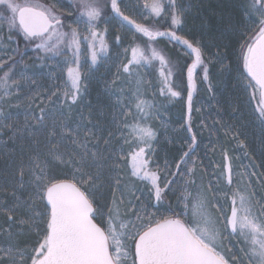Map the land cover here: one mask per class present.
<instances>
[{"label":"snow or ice","instance_id":"6c2138e0","mask_svg":"<svg viewBox=\"0 0 264 264\" xmlns=\"http://www.w3.org/2000/svg\"><path fill=\"white\" fill-rule=\"evenodd\" d=\"M123 2L110 0L111 11L115 14L112 18L118 17L122 28L134 30L146 38V42L143 47L140 43L133 44L131 58L122 65V71L131 76L136 66L158 61L164 85L161 94L167 92L171 97L180 96L169 79L173 75L170 59L162 50L153 47L158 38L167 37L170 42L183 46V56L191 60L190 64L185 61L189 108L195 89L194 73L198 67L209 89L208 63L212 62L213 56L221 63L222 70L229 73L233 70L223 64L229 57L220 49H228L230 37L239 30L241 20L234 11L238 7L243 23L254 27H251L250 34L245 33L247 38L239 45L235 71L238 81H246L242 85L244 90H251L250 100L256 101L251 122L258 123L264 132V0H247L246 3L242 0L238 6H230L221 0L214 27H211L210 20L201 19V28L209 25L208 31L217 41L214 44L217 51L208 57L207 62V46L202 37L188 39L177 34V29L182 30L186 23L191 5L185 6L178 0H167V7L163 0L146 2L143 5L147 10L144 19L151 17L156 22L146 25L125 15L120 7ZM107 6L105 0H78L74 16L72 12L58 9L55 2L0 0V33L7 25L9 40H12L11 33L15 30L23 35L25 41L33 43L44 54L39 57V67H48L54 78L55 70L48 62L66 67L63 86L54 84L43 93L35 92L27 97L23 124L13 133L28 135L30 145L26 153L22 152L15 171L6 174L3 184H0V212L8 225L0 233L6 237L5 244L0 245V264H243V260L224 246V241L233 236L242 237L249 245L245 252L249 264H264V219H261L264 216V197L254 201L255 192L246 194L236 187L231 197L224 193L226 200L231 199V214H225L224 206L217 200L214 207L220 215L214 216L209 210V193L220 191L221 177L226 187L234 188L233 170L230 164H226L225 170L216 176L215 184L211 180L206 187L203 183L198 184L197 161L192 158L195 135L191 137L192 144L188 150L176 161L175 171H171L168 161H165V176L162 177L159 165L155 170L151 167L152 156L155 155L152 142L156 133L140 121L134 124L127 122L131 107L120 96H117L116 103L122 105L121 115L125 119L120 122L122 128L118 126L119 138L111 130L104 135L103 107L95 119L91 111L87 116L79 112L78 120L72 118L73 107L83 102L87 92V85L82 88L81 56L87 53L90 57L89 70L108 59L109 45L105 38L108 29L103 32L97 30V22L106 15L104 9ZM69 17L72 19L66 22ZM161 19L165 25L158 27ZM81 24L85 26L86 34H82ZM165 26L162 31L161 27ZM204 34L207 32L202 36ZM115 42L119 45L121 36L117 35ZM124 51L127 54L129 49ZM19 63L22 61L13 59L9 67L0 60V68H9L0 77V88L5 89V97L14 94L13 88L18 93L24 86L21 83L24 80L36 84V80L24 71H20L19 79L12 78L16 75L12 69ZM111 83L114 86L117 81ZM108 94L116 95L115 92ZM120 95H126L123 89ZM20 99L17 95V100ZM37 99L40 104L33 108ZM130 100L135 101V109L141 119H146L155 107L140 99L139 88ZM15 107L19 110L21 104L17 103ZM235 111L245 115L239 109ZM18 114L0 109V126L13 128L12 125H4L3 121ZM125 130L133 137L132 140L124 135ZM188 131L191 132L190 127ZM228 131H231V126H228L226 135ZM239 135L236 133L233 139L244 148L246 146L239 140ZM65 141L70 142L71 150L64 147ZM119 141L122 143L117 147ZM125 144L132 149L127 154L124 153ZM133 144L135 148H132ZM224 158L226 161L229 159L226 152ZM189 160L190 167L187 166ZM127 162H130L132 176L150 184L149 201L154 198L159 205L170 193L175 195V206L169 203L170 215L150 212L149 205L141 201L134 191L125 203L127 186L118 170L122 163ZM168 176L173 178L168 179ZM177 184L178 188L175 187ZM24 192L28 193L26 199L22 198ZM257 205L260 213L254 215L253 209ZM16 225L19 227L14 232L12 228ZM21 236L32 242L30 250L27 247L20 249Z\"/></svg>","mask_w":264,"mask_h":264},{"label":"trees","instance_id":"16d2710c","mask_svg":"<svg viewBox=\"0 0 264 264\" xmlns=\"http://www.w3.org/2000/svg\"><path fill=\"white\" fill-rule=\"evenodd\" d=\"M42 1L45 3H50L48 0ZM149 2L152 3V0ZM163 2L167 7V0H163ZM241 2L242 0H224V3L230 6H238ZM243 2L246 3L247 0H243ZM63 3L72 6L65 0ZM182 3L185 6L191 5V8L188 11L185 25L182 26V30L177 29V34L188 39H191L193 36L197 37L198 39L202 37L205 45L207 46L205 49V59L207 62L208 57L213 56V54L217 51L216 47L214 46L217 41L212 39V33L208 31L209 25L206 24L205 28H201V19L203 18L206 21L210 20L211 27H214L215 20L218 15L217 10L221 7V0H182ZM234 11L237 18L241 20V25L239 30L230 37L228 49H220V51L226 52L229 57V59L223 61V64L230 66L233 70L231 73L226 70H222L221 63L218 62L213 56L212 62L208 63L209 80L211 81V89H209L208 82L203 80V72L201 68L198 67L194 73L195 89L193 90L191 108H189L188 101L187 66L185 65V61L190 64L191 60L183 56V46L177 45L174 41L170 42L167 37L158 38L154 42L153 47L157 48V50H162L172 63L173 75L169 79L174 90L180 92V96L171 97L167 92L161 94V88L164 87V85L162 82V77L159 75L160 65L158 61H154L150 65L139 66L142 72L144 85L147 89L146 91H148V97L151 99V105L155 106L150 110V115L147 118V125L151 127L156 133V139L152 142L153 147L161 152V156L166 158L168 164L172 166L171 171H175L176 161H179L180 157L183 155V152L187 151L189 145L192 144V135H195L196 138V144L194 146L195 150L200 145L204 144L205 137H203L202 134L206 135L209 129L208 124L204 123V117L211 121L212 126L210 127H212V129L214 128L219 129L220 131H227L228 126H231V128L237 127L241 136L243 137L244 144L246 146L244 148L246 149L247 157L249 156L253 159L252 164H254V167L257 169V176L260 180L258 189H260V191L264 194V183H261V181L264 180V132L261 131L258 123L251 122L252 107L249 102L248 93L242 87L243 83L246 81H238V73L235 71L236 57L239 55L240 51L239 45L247 38L245 33L247 32L250 34V29L251 27H254V25L243 23L238 7H235ZM71 12L74 16L77 14L76 9H74L73 6ZM104 13L106 15L102 16L101 20L97 22V30L100 32H103L105 26L104 23L108 20V18L115 16V14L110 11L108 7L104 10ZM142 13L143 15H140V18L136 20L137 23L146 25L150 23H156L151 19V17L147 20L144 19V15L147 14V10L144 7H142ZM126 15L133 19L130 14ZM165 15H167V11ZM71 19L72 18L69 17L68 21L66 22H70ZM161 25H165V21L163 19L159 20L157 23L158 27ZM165 28L166 26L161 27V30L163 31ZM4 31L6 35L9 36L10 33L8 31L7 25L4 26ZM205 32H207V34L202 36V33ZM11 35L13 37L12 42L16 51L12 57L4 60V62L9 67H11L13 59L22 61V63L17 64L16 67L12 69L13 72L16 73V75L13 76L14 79H19L20 71H24L27 76L36 80V84H31L29 80L22 81L21 83L24 86L19 90V92L17 93L15 88L12 89L11 91L14 94L7 96L5 101L2 102L3 110L5 112H19V114L15 115L12 119L3 121L4 125H12L13 128L10 129L0 126V184H3V177L6 174L15 171L16 165L20 161L22 152L26 153L30 145V138L28 135L21 136L19 134H13L15 129L20 128L23 124V112L25 111L28 104L27 97L35 92L43 93L37 89L39 87L43 89L44 86H47V79L53 78L49 73L48 67H39L41 63L39 57L43 56L44 54L37 50L33 43L25 41L22 34H18L15 30H13ZM111 35L112 37L117 36L115 35V31H113ZM119 36H121L122 45L129 49L127 56L129 55L130 57L131 47L134 43H140L143 47L146 42V38L140 36L138 33H135L134 30L129 31L127 28L125 31V36H122L121 34H119ZM178 57H180L179 60ZM107 61L108 60L101 61L99 65L97 64L95 66L97 68V76L101 75L97 80H87L83 70L81 69L83 73V86L87 85V92L83 97V102L73 107L71 116L74 120H78L79 112L82 111L85 116H87L89 111H91L93 113V119H95L99 109L103 107L105 115L102 117V120L106 122L104 135H107V131L111 130L117 133V138H119L118 126L122 128L120 122L124 120L125 117L121 115L122 105H118L116 100L117 96H120L122 101L123 99L120 93L109 96V92H116L115 88H113L115 90H106L107 83L105 80H108L109 77L103 76V72L107 71L108 73L109 69V72H113V64L110 65L109 68V63L107 64ZM48 63L50 67L54 68L55 76H57V74L62 75L58 70L63 68V76L66 79V67L53 66V62ZM106 67L109 69H106ZM8 70V67L0 68V77H2L4 72ZM49 87L51 86L49 85ZM250 91L251 90L249 89V93ZM17 95H19L21 98L19 101L17 100ZM251 102L256 105L255 100H251ZM17 103L21 104V108L19 110L15 107ZM39 104L40 100L37 99L35 104H33V108H36ZM89 105H91V108ZM235 109H239V112L245 113V115H240L237 111H235ZM234 116L236 119H233ZM166 118L175 127L178 126L180 128L179 133L177 132L176 136H174V134V137L172 136L170 138L171 140L167 139L165 136V130L161 127L162 123L166 122ZM127 122L129 124H133L132 120L130 119H127ZM189 127L191 128V132L188 131ZM124 135L128 139L133 138L128 135L127 130H125ZM120 143H122V141H119L116 146L119 147ZM64 147L68 150H71L70 142L65 141ZM123 147H127L126 144L123 145ZM194 152L192 154H194ZM164 153H166V155ZM126 165L130 167V162L122 163L121 168L118 171L121 176H124L123 178H126L127 174L131 178V173L128 172L129 168ZM160 175L164 177L165 172H160ZM167 178L172 179L173 177L168 176ZM131 184L132 186L129 187L130 192L141 188V191L138 192L148 197V189L150 188V184L141 180L135 182V179ZM161 186L163 187V183H161ZM10 191L11 189H9V192ZM27 195L28 193L24 192L22 194V198L26 199ZM8 198L11 199L10 196ZM153 203L154 198L149 201V204L155 205ZM169 203H171L173 206L176 204V197L171 193L166 197V201L161 203L162 213L170 215L168 212ZM5 221L6 217L1 212L0 233H3L4 230L8 228V225ZM18 227V225L13 226L12 231L15 232ZM5 242L6 237L0 235V244L3 245ZM31 243L32 242L28 241L26 236L19 237L20 249L30 247Z\"/></svg>","mask_w":264,"mask_h":264},{"label":"rangeland","instance_id":"374dc122","mask_svg":"<svg viewBox=\"0 0 264 264\" xmlns=\"http://www.w3.org/2000/svg\"><path fill=\"white\" fill-rule=\"evenodd\" d=\"M50 3L55 2L56 6L58 9L64 11V12H71L72 11V6L74 9H76V5L78 3V0H65L67 1L70 5H66L63 3L64 0H48ZM150 0H124L123 3L120 4L121 10L126 14H130L133 19L138 20L140 18V15H143L142 13V7L143 5ZM44 2V1H42ZM107 3V7L111 11V5H110V0H105ZM178 3H182V0H178ZM107 7L105 9H107ZM104 9V10H105ZM104 29L107 28L108 31L105 34V38L108 42L109 45V54H108V61L107 64L109 63V68L110 65L113 64V72H109L110 69L106 67V69H109L108 73L107 71L103 72V76H108V80H105L107 83V89H113L116 92L115 93H120V90L123 89V92L126 95L121 96L123 99L124 103L130 104L131 107V114L127 116V119L132 120L133 124L137 121H140L143 125H147V118L146 119H141V116L137 114L136 109H135V101L130 100V97L132 96L133 93L137 91L139 88L140 92V99L147 101L149 104H151V99L148 97V91H146V87L144 85L143 77H142V72L139 66H136L133 68V74L130 76L127 73H124L122 71V65L127 63L128 59L131 58L129 55L125 54V49L122 45V40L119 43V45L116 44L115 42V37H112V32L115 31V35L121 34L122 36H125V31L126 28L121 27V21L117 17L113 19L112 17L108 18V20L104 23ZM80 30L82 34L84 33V25L81 24ZM104 31V30H103ZM0 38L3 40V44L0 45V60H6L10 57H12L15 54V48L12 40L8 39V36L6 35L5 31L3 30L2 33H0ZM83 48V45H82ZM69 58L71 56L69 55ZM85 59H87V63H84ZM81 63L83 65L82 70L84 72L85 78L88 79H94L97 80V68L95 66H92L91 70H89V65L91 64L90 57H88V54L85 53L84 55L81 56ZM100 63V62H99ZM98 63V65H99ZM53 64V63H52ZM55 64H53L54 66ZM108 66V65H107ZM64 69L61 68L58 70L60 74L53 77L52 79H47L48 83L47 86H44V88H38L37 90L44 92V89L51 88L54 84L58 86H63L65 78L63 76V71ZM85 70V71H84ZM111 75V76H110ZM14 79V77H12ZM116 80L117 83L116 85H112V81ZM138 82H140L138 84ZM246 83V82H245ZM243 83V84H245ZM49 85L51 87H49ZM83 88V84H82ZM14 89V88H13ZM12 90V89H11ZM5 89L0 88V109H3V104L2 102L5 101L7 97L4 96ZM249 96V102L251 104L252 110L255 107L254 103L251 102L250 100V93L249 90L246 91ZM251 92V91H250ZM3 97V99H2ZM127 111V109H126ZM135 119V120H134ZM135 121V122H134ZM204 123L208 124V133L206 135L202 134L203 137H205V142L203 145H200L192 154V158L197 161V183H203V185L206 187L211 180L213 184L216 183V176H219L221 172L225 170V165L230 164L233 170V180H234V188L229 189L225 185V180L223 177H221L219 181V192H213L209 193V210L213 213L214 216H219L220 213L216 210V205L217 200L219 201L220 204H222L223 207V212L227 215L231 214V199H225L224 193H227L228 197H231L232 191L235 190L236 187L240 188L242 191H244L246 194L247 193H253L255 192L256 195L253 197V200H259L261 197H264V194L258 189V184L260 182L258 176H257V169L254 167V164H252V158L247 157L246 149L241 148L237 142V140L233 139V136L236 133H240L237 127L231 128V131H228V134L226 135V131H220L219 129H212V123L209 119H206L204 117ZM161 127L165 130V136L167 139L171 140L170 138L174 135H177V132L179 133L180 128L177 126L175 127L172 123H170L167 118L166 122H163ZM227 128V127H226ZM173 136V137H174ZM201 136V135H200ZM202 138V136H201ZM133 138H129V140H132ZM239 140L243 141V137L241 134L239 135ZM127 147H124V153L127 154L129 151L132 149L129 148V145L126 144ZM142 146V145H141ZM136 145L133 144L132 148H135ZM155 149V148H154ZM225 152L227 153L229 159L226 161L224 158ZM166 155V153H164ZM166 158L164 156H161V152L157 149H155V155L152 156V165L151 167L155 170L157 165H159L160 172H165L164 169V164H165ZM129 170L128 172L131 173L132 169L131 166L129 167L126 165ZM188 167L191 166V160H189V163L187 165ZM172 169V166H170V170ZM255 173V175H251L252 173ZM125 175V174H123ZM131 179L128 174L126 178H123V183L127 186L125 189L126 195H125V203L127 204L128 200L131 199V192L129 190V187L132 186L131 183H133V180L135 179L136 181H139L136 177L132 176L130 174ZM124 177V176H122ZM175 187H179V184H177ZM141 188H138L136 191H134L136 196H139L141 198V201H143L146 205H149L148 210L150 212H156L157 215L160 214H165L162 213L161 211V204L157 205L155 200L154 203L155 205L149 204V200L147 199L146 196L140 194ZM262 193V194H261ZM178 195V193H177ZM215 196V199L213 198ZM134 203H139L138 201H134ZM1 213V212H0ZM260 213V207L257 205L253 209V214H258ZM168 215V214H165ZM261 219H264V216H261ZM259 223V221H257ZM223 227V225H221ZM230 231V229H229ZM2 243V242H1ZM1 245V244H0ZM224 246L225 248H230L231 253H234L237 255V257L241 260H243V264H249L248 257L245 255V252L249 248V245L246 244L243 240L242 237L238 236H233L229 238L228 240L224 241ZM30 250V247H28ZM23 250V249H22Z\"/></svg>","mask_w":264,"mask_h":264}]
</instances>
